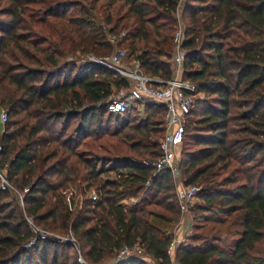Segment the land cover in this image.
<instances>
[{"label":"trees","instance_id":"1","mask_svg":"<svg viewBox=\"0 0 264 264\" xmlns=\"http://www.w3.org/2000/svg\"><path fill=\"white\" fill-rule=\"evenodd\" d=\"M178 9L183 78L197 87L180 167L183 183L201 190L190 206L193 234L175 257L264 264V0H0V114H9L0 145L18 191L0 186V264H104L135 245L143 256L117 264H173L169 246L182 218L176 185L170 171L141 162L162 154L153 138L165 133V107L114 114L104 101L126 79L63 58L107 56L108 33L126 32L124 46L143 71L171 79ZM106 137L131 154L112 168L113 179L105 163L98 167L113 151L90 144ZM74 189L84 198L76 208ZM26 217L73 232L83 262L55 238L26 247Z\"/></svg>","mask_w":264,"mask_h":264},{"label":"built area","instance_id":"2","mask_svg":"<svg viewBox=\"0 0 264 264\" xmlns=\"http://www.w3.org/2000/svg\"><path fill=\"white\" fill-rule=\"evenodd\" d=\"M177 27L174 40V56H173V77L171 79H162L147 75L139 62V60L131 57L127 48L124 46L126 32L108 33V40L113 45L111 54L104 57H96L93 54L82 55L77 61L81 64L95 63L114 72L116 75L126 79L128 85L126 87L113 90L112 94L104 101L108 110L114 114L123 115L130 108L135 107L140 111L144 110L146 103H154L164 106L166 113L163 119V127L165 133L161 140L158 141L162 154L157 159L146 158L141 162L145 166L154 167L157 172L168 170L174 179L176 185L177 197L179 200L181 213L183 216L190 214V206L195 203L201 187L197 185H185L183 183L182 171L180 167V158L178 156V147L182 143L185 135L186 116L190 112L196 100L197 87L191 81L183 78V64L185 59V51L182 48L184 28L182 23V11L178 9ZM81 55V54H80ZM9 118L8 111L3 109L0 114V121L5 123ZM3 147L0 145V186L4 191L17 192L8 178L7 165L2 161ZM28 191V189H26ZM73 200L75 201L76 190H73ZM90 198L96 200L98 194L95 191L90 193ZM81 199V198H80ZM23 201V197H21ZM84 198L81 199L82 204ZM33 238L26 244V247H32L40 240L50 237L55 238L58 243H71L78 251L80 248L79 241L73 232L66 235L48 233L37 228L30 217H26ZM183 241L177 234H174L172 242L169 246V254L173 264H182L179 262L175 253L179 245ZM143 256L142 249L138 246H124L115 255V258L104 264H117L128 258ZM80 261L83 259L80 254ZM148 264H153L146 259Z\"/></svg>","mask_w":264,"mask_h":264},{"label":"rangeland","instance_id":"3","mask_svg":"<svg viewBox=\"0 0 264 264\" xmlns=\"http://www.w3.org/2000/svg\"><path fill=\"white\" fill-rule=\"evenodd\" d=\"M57 1H59V0H57ZM79 57L81 58L82 55L77 53L75 55V57H73L71 54H69V55H67V56H65L63 58V61H70V60L76 61V60L80 59ZM141 113L143 114L144 110L141 111ZM161 138L162 137H160V136H155L153 139L159 141V140H161ZM90 144H94L95 145V148H94L95 153L97 152V153L100 154V153L105 152L107 149H111L113 151L112 154H108V157L104 156L105 158L101 157V158L98 159V167L99 168H101L103 166V163H105V165H106L107 171L104 173L105 177H109L110 179H113L114 176H115V171L112 170V168L114 166H116V165H121V166L124 167L125 165H127L130 162L129 161V157H131L130 156L131 154H130V152L128 150V147L126 145L122 144L119 141V139H117V138L106 137L103 140H97V141L96 140H91ZM183 145H184V139H183L182 143L179 145V147L177 149V151H178L177 153H178L179 158H181V152H182V149H183ZM74 190H76L75 207H74V208H76L77 206H79V204H80L79 201H81V199L83 197H82V195H80L78 193L77 189H74ZM17 192H13V193H17ZM70 192H71V190H70ZM71 194H72V192H71ZM69 196H70V194H69ZM21 197L22 196H20V198ZM181 217H183V215H181ZM37 228H39L40 230H43V231L45 230V229H43L42 227H39V226H37ZM45 231H48V233H50V234L55 233V232H52V231H49V230H45ZM55 234H57V233H55ZM50 238H52V237H50ZM182 243H186V241L185 242L183 241ZM78 253H79V255L81 254L80 253V248H79Z\"/></svg>","mask_w":264,"mask_h":264},{"label":"crops","instance_id":"4","mask_svg":"<svg viewBox=\"0 0 264 264\" xmlns=\"http://www.w3.org/2000/svg\"><path fill=\"white\" fill-rule=\"evenodd\" d=\"M195 202H197V199ZM174 234H177L180 240L186 241L187 243V238L193 234V220L191 214L181 218L174 230Z\"/></svg>","mask_w":264,"mask_h":264}]
</instances>
